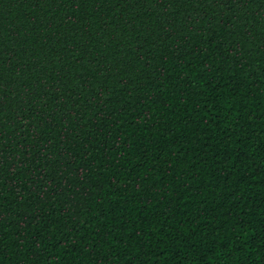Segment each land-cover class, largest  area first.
<instances>
[{"label": "trees", "instance_id": "trees-1", "mask_svg": "<svg viewBox=\"0 0 264 264\" xmlns=\"http://www.w3.org/2000/svg\"><path fill=\"white\" fill-rule=\"evenodd\" d=\"M0 264H264V0H0Z\"/></svg>", "mask_w": 264, "mask_h": 264}]
</instances>
